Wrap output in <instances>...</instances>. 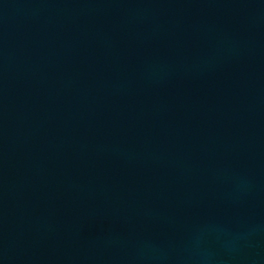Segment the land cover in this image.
I'll return each instance as SVG.
<instances>
[{
  "label": "water",
  "instance_id": "95a60500",
  "mask_svg": "<svg viewBox=\"0 0 264 264\" xmlns=\"http://www.w3.org/2000/svg\"><path fill=\"white\" fill-rule=\"evenodd\" d=\"M0 264H264V0H0Z\"/></svg>",
  "mask_w": 264,
  "mask_h": 264
}]
</instances>
